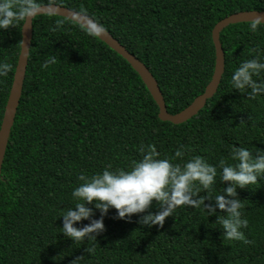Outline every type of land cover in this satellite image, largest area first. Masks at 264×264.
Instances as JSON below:
<instances>
[{"label": "trees", "instance_id": "1", "mask_svg": "<svg viewBox=\"0 0 264 264\" xmlns=\"http://www.w3.org/2000/svg\"><path fill=\"white\" fill-rule=\"evenodd\" d=\"M44 6L50 0H38ZM106 29L152 73L167 110L175 115L202 95L216 65L212 32L217 23L240 12L264 11V0H54ZM57 21H63L59 28ZM24 22L0 29V128L19 61ZM229 25L220 34L225 72L215 96L186 123L159 118V107L140 75L90 31L57 15L37 16L23 95L0 179V264H264V174L258 183L237 187L248 221L247 240L224 236L217 214L204 206L177 207L163 228L114 219L110 208L105 232L96 240L74 242L63 234L62 215L77 201L73 191L111 165L131 170L142 159L141 146L154 145L173 163L201 156L217 168L212 187L200 196L222 195L220 161L234 165L235 147L255 156L264 149V93L234 89L231 77L241 63H264V24ZM55 29V30H53ZM55 56L57 62L42 65ZM264 83V70L253 77ZM184 156L175 157L180 146ZM175 157V158H174ZM174 158V159H173ZM197 187H199L197 182ZM93 219L100 218L94 203ZM149 211H159L153 201ZM77 222L76 227L89 224ZM85 249H93L85 252Z\"/></svg>", "mask_w": 264, "mask_h": 264}, {"label": "clouds", "instance_id": "2", "mask_svg": "<svg viewBox=\"0 0 264 264\" xmlns=\"http://www.w3.org/2000/svg\"><path fill=\"white\" fill-rule=\"evenodd\" d=\"M55 5L50 0L49 6ZM43 6L38 0H0V29L7 30L15 27L16 22L26 23L42 12ZM53 14V13H50ZM260 18L251 22L252 31H256ZM63 21H57V28ZM55 30V29H53ZM102 26L93 24L90 34L100 35L104 32ZM57 58L49 57L42 67L55 64ZM12 66L8 63L0 64V76H7ZM264 70V63L258 58L247 60L240 64L231 77L232 86L239 92L250 89L249 98L254 99L258 94L264 93V83H257L253 79ZM185 146L181 145L175 152V157L184 156ZM142 159L135 162L131 170L117 169L111 171V165L102 174L91 177L81 174L78 179L82 181L72 193L77 201L74 207L69 208L63 215V234L74 242L85 239L96 240L97 236L105 232L104 217L110 208H114L117 216L114 219L131 221L133 215H141L137 223L152 227L163 228L166 218L173 216L177 207L187 206L193 209L204 206L209 216L217 214V208L225 212V216L217 215V222L221 225L224 236L230 240L252 243L247 240L242 228H247L248 221L242 219L240 209L243 207L238 198L237 187L243 189L258 183V177L264 174V149H258L255 156L248 149L235 147L232 150V159L238 161L234 165H227L220 161L222 168L221 179L227 182L223 194L214 198V203H205L213 198L200 196L201 189L207 191L215 183L217 168L208 164L201 156L192 157L183 165L173 163L168 158H158L160 154L154 145L146 148L141 146ZM174 157V158H175ZM173 158V159H174ZM197 182L199 187H197ZM153 201L158 205L159 211L155 214L149 209ZM100 212L99 219H93V209L87 204H93ZM89 220L83 227H76L77 222ZM93 249H85L91 252ZM83 255L76 256L70 264H79Z\"/></svg>", "mask_w": 264, "mask_h": 264}, {"label": "water", "instance_id": "3", "mask_svg": "<svg viewBox=\"0 0 264 264\" xmlns=\"http://www.w3.org/2000/svg\"><path fill=\"white\" fill-rule=\"evenodd\" d=\"M41 15H57L63 18H67L73 22H76L77 24H80L89 31L93 24L100 26L92 18L80 12H76L58 5H52L51 7L49 5H44L42 12L37 16ZM36 17H34L33 19H29L26 23H24L22 28L21 52L11 92L5 108L2 125L0 128V179L11 131L14 126L17 111L23 95V88L26 79L30 49L33 40V22ZM255 18H260L261 22L259 24H264V11L236 13L216 24L212 32V38L216 49V65L213 78L202 95L198 96L193 101V103L190 104L186 109L175 115H172L168 112L159 85L152 73L145 66V64H143L139 59L132 55L106 29L103 28L105 31L102 34L95 36H97L100 40L105 42L112 50L122 56L140 75L159 107V118L164 122H171L175 125H180L186 123L193 117L197 116V114L205 108L208 100L212 99L218 91V88L221 84L225 72V53L223 50L222 43L220 41L221 32L229 25L239 23H251Z\"/></svg>", "mask_w": 264, "mask_h": 264}]
</instances>
